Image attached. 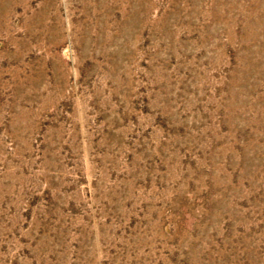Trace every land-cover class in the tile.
Instances as JSON below:
<instances>
[{
    "label": "rangeland",
    "instance_id": "374dc122",
    "mask_svg": "<svg viewBox=\"0 0 264 264\" xmlns=\"http://www.w3.org/2000/svg\"><path fill=\"white\" fill-rule=\"evenodd\" d=\"M0 264H264V0H0Z\"/></svg>",
    "mask_w": 264,
    "mask_h": 264
}]
</instances>
